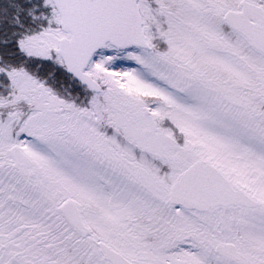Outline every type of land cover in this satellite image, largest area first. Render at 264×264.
Masks as SVG:
<instances>
[{
	"label": "snow or ice",
	"instance_id": "1",
	"mask_svg": "<svg viewBox=\"0 0 264 264\" xmlns=\"http://www.w3.org/2000/svg\"><path fill=\"white\" fill-rule=\"evenodd\" d=\"M0 264H264V0H0Z\"/></svg>",
	"mask_w": 264,
	"mask_h": 264
}]
</instances>
